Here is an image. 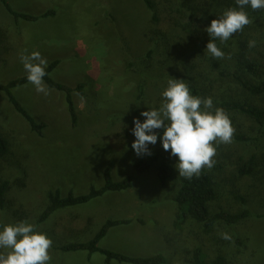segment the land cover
<instances>
[{
    "label": "rangeland",
    "instance_id": "obj_1",
    "mask_svg": "<svg viewBox=\"0 0 264 264\" xmlns=\"http://www.w3.org/2000/svg\"><path fill=\"white\" fill-rule=\"evenodd\" d=\"M49 1L34 0L55 12L36 21L15 20L0 2V42L4 41L0 44V83L26 76L20 55L37 51L47 66L57 62L49 77L73 89L77 121L72 124L65 93L48 88L45 96L28 83L13 88L21 107L43 125L37 133L0 92V134L9 143V154L0 160V181L9 184L5 207L0 209V229L20 221L33 224L53 242L50 264H128L106 262L99 252L58 249L88 242L109 219L132 221L109 229L100 240L99 248L111 252L142 258L162 255L164 264H194L193 251L199 248L208 263L222 255L226 264H264V217L256 215L264 214V159L254 176L237 174L238 165L250 155L264 156L262 145L257 148L255 140L233 139L230 144L215 145V165L210 171L218 196L211 212L249 209L254 216L232 226L216 221L209 233L191 219L181 229L174 227L179 180L174 175L161 182L157 174L161 163L175 166L177 158L162 148L160 139L148 146L151 155L138 157L131 147L133 119L143 122L141 112L158 110L168 81L178 79L163 64L166 51L159 43L154 46L143 36L138 39L139 33L147 32L151 17L144 0ZM18 3L9 5L17 10ZM22 13L37 17L47 12ZM150 49L154 52L149 57ZM79 85L81 94L75 90ZM225 89L221 84L219 91L199 97H211L217 108ZM227 115L234 133L255 136L257 128L246 117ZM155 156L158 160L149 171H134V163ZM217 165L222 168L215 170ZM107 166L114 181L132 176V187L60 209L39 223L49 192L58 191L65 198L101 188ZM221 233L231 239H223Z\"/></svg>",
    "mask_w": 264,
    "mask_h": 264
},
{
    "label": "trees",
    "instance_id": "obj_2",
    "mask_svg": "<svg viewBox=\"0 0 264 264\" xmlns=\"http://www.w3.org/2000/svg\"><path fill=\"white\" fill-rule=\"evenodd\" d=\"M0 2L15 20L36 21L38 17L55 15L54 11H48L37 17L19 13L11 8L7 0H0ZM144 3L151 17L150 22L147 21V32L139 33V41L143 36V39H148L154 46L159 43L162 51H166L163 64H167V69L174 73L171 76L184 80L192 95L208 96L214 89L219 91L221 84H224L226 89L222 93L223 96L217 99V107L222 108L226 113H238L246 117L257 128L255 136L237 132L234 133L233 140L242 143L255 140L257 148L261 145L264 147V9L253 11L250 7H245L243 10L247 12L249 19L253 22L245 26L242 31L233 34L223 44L218 39L215 40L218 48L225 53V57L213 59L205 50L206 44L211 38L204 29L210 25L213 19L219 18L225 10L238 8L235 0H144ZM147 22L143 23L142 28ZM250 40L256 41L254 48L248 47ZM3 43L2 40L0 44ZM153 52L154 50L150 49L147 55L150 57ZM56 65L57 62H52L46 67L47 75L43 79L49 89L65 93L72 124L75 125L77 116L71 98L73 89L65 87L49 77ZM27 83L26 76L14 79L6 85L0 83V92L7 96L10 104L30 124L32 130L40 133L43 125L34 121L11 92L13 88ZM81 87L82 85H79L75 90L80 93ZM254 100H257L258 103H255ZM154 131L157 133V139H160L162 129ZM8 154L9 143L0 134V160L7 157ZM260 159H264V156L259 157L257 153H253L246 161L238 165L237 174L240 177L254 176L260 170ZM157 160V156L148 161L139 160L133 165L134 171L139 174L145 173L152 168ZM221 168V165H217L215 170ZM174 175L179 180V188L174 197L176 205L174 227L176 229H181L187 220L191 219L202 224L204 232L209 233L216 221H222L225 225L232 226L254 216L249 209L234 213L220 211L213 214L211 212V205L218 196V190L210 169L204 168L198 177L193 176L189 180L180 177L172 164L161 163L157 174L161 182ZM132 182V176H127L121 181H114L111 177V167L107 166L104 170V185L101 188L92 187L87 194L80 196L70 193L65 198L61 197L58 191L49 192L48 206L41 213L38 221L42 223L55 211L85 204L106 192L126 191L132 187ZM8 187L7 181H0V209L5 207ZM256 215L264 217V214ZM131 222L129 219H109L88 242L68 243L58 249L63 252H99L106 257V262L115 260L128 264H164L166 260L162 255L147 258L129 257L99 248L98 243L105 237L109 229ZM193 262L194 264H226V259L219 255L208 263L201 249L197 248L193 251Z\"/></svg>",
    "mask_w": 264,
    "mask_h": 264
},
{
    "label": "clouds",
    "instance_id": "obj_3",
    "mask_svg": "<svg viewBox=\"0 0 264 264\" xmlns=\"http://www.w3.org/2000/svg\"><path fill=\"white\" fill-rule=\"evenodd\" d=\"M235 3L238 8L225 10L204 29L211 38L205 50L213 59L225 57L215 40L223 44L253 22L243 10L245 7L253 11L264 9V0H235ZM255 46V40L248 42L249 48ZM20 61L28 84L37 93L47 96L49 89L43 79L47 75V60L33 51L31 54L22 53ZM161 96L158 110L141 112L140 115L145 117L143 122L133 119L135 140L131 147L138 157L151 155L148 146L155 145L158 138L154 130L162 129L159 137L162 148L177 158L175 168L178 175L189 180L198 177L204 168L214 167L215 145L232 142L235 129L231 120L222 108H214L211 97L192 95L183 79H170ZM220 235L223 239H231L227 233ZM52 243L45 233L27 221L4 225L0 229V249L4 250L0 251V264H50Z\"/></svg>",
    "mask_w": 264,
    "mask_h": 264
},
{
    "label": "crops",
    "instance_id": "obj_4",
    "mask_svg": "<svg viewBox=\"0 0 264 264\" xmlns=\"http://www.w3.org/2000/svg\"><path fill=\"white\" fill-rule=\"evenodd\" d=\"M11 1H18L19 3L16 5L17 10H14L12 7V9L16 12L22 13V12H26V13H33V12H37V13H45L48 11H51V9H46L47 7H43V3L41 2V5L39 4H35L34 0H8V3H11ZM48 3H51V1L46 0ZM11 6V5H10Z\"/></svg>",
    "mask_w": 264,
    "mask_h": 264
}]
</instances>
